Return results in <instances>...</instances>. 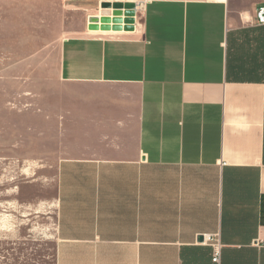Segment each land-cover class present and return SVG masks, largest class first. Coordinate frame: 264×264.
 <instances>
[{
    "label": "crops",
    "instance_id": "1",
    "mask_svg": "<svg viewBox=\"0 0 264 264\" xmlns=\"http://www.w3.org/2000/svg\"><path fill=\"white\" fill-rule=\"evenodd\" d=\"M104 4L133 5L134 25ZM261 7L0 0V16L37 26L4 37L46 43L30 112L6 128L31 139L33 164L54 159V264H217L206 235L218 264H264Z\"/></svg>",
    "mask_w": 264,
    "mask_h": 264
},
{
    "label": "rangeland",
    "instance_id": "2",
    "mask_svg": "<svg viewBox=\"0 0 264 264\" xmlns=\"http://www.w3.org/2000/svg\"><path fill=\"white\" fill-rule=\"evenodd\" d=\"M49 11L73 18L61 5ZM5 17L0 16V264H54L58 227L54 159L40 155V165L33 164L31 139L6 128L10 115L30 112L32 94L37 92L31 56L46 43L38 42L39 37H4L37 29L31 23L19 29L14 19Z\"/></svg>",
    "mask_w": 264,
    "mask_h": 264
},
{
    "label": "built area",
    "instance_id": "3",
    "mask_svg": "<svg viewBox=\"0 0 264 264\" xmlns=\"http://www.w3.org/2000/svg\"><path fill=\"white\" fill-rule=\"evenodd\" d=\"M257 23L264 26V7H261L256 14ZM205 243L210 244L213 247V262L220 263L221 261V242L216 235H206Z\"/></svg>",
    "mask_w": 264,
    "mask_h": 264
},
{
    "label": "water",
    "instance_id": "4",
    "mask_svg": "<svg viewBox=\"0 0 264 264\" xmlns=\"http://www.w3.org/2000/svg\"><path fill=\"white\" fill-rule=\"evenodd\" d=\"M104 9H109L112 8L115 12V17L119 18L118 20H121L120 18H123V23L127 26L130 27L134 25L135 19H134V6L133 5H121V4H115V5H109V4H104L103 5Z\"/></svg>",
    "mask_w": 264,
    "mask_h": 264
}]
</instances>
